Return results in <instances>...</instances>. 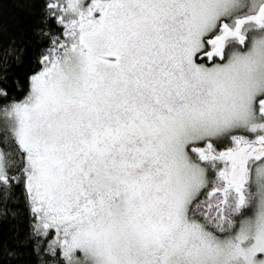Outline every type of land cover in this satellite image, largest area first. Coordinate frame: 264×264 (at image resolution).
Wrapping results in <instances>:
<instances>
[{"label":"snow or ice","instance_id":"snow-or-ice-1","mask_svg":"<svg viewBox=\"0 0 264 264\" xmlns=\"http://www.w3.org/2000/svg\"><path fill=\"white\" fill-rule=\"evenodd\" d=\"M15 2L0 264H264V0Z\"/></svg>","mask_w":264,"mask_h":264},{"label":"trees","instance_id":"trees-1","mask_svg":"<svg viewBox=\"0 0 264 264\" xmlns=\"http://www.w3.org/2000/svg\"><path fill=\"white\" fill-rule=\"evenodd\" d=\"M3 21L10 31H15L17 25L26 26L25 14L17 7L15 0H3L2 9ZM27 70V62L23 68L16 69L17 72H24ZM2 231L7 235L9 226L3 225Z\"/></svg>","mask_w":264,"mask_h":264}]
</instances>
